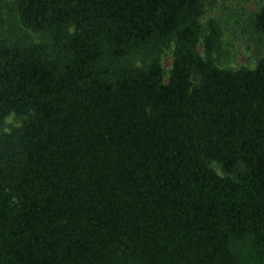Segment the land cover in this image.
<instances>
[{
	"label": "trees",
	"instance_id": "1",
	"mask_svg": "<svg viewBox=\"0 0 264 264\" xmlns=\"http://www.w3.org/2000/svg\"><path fill=\"white\" fill-rule=\"evenodd\" d=\"M209 1L0 0V264H264V0L239 69Z\"/></svg>",
	"mask_w": 264,
	"mask_h": 264
},
{
	"label": "rangeland",
	"instance_id": "2",
	"mask_svg": "<svg viewBox=\"0 0 264 264\" xmlns=\"http://www.w3.org/2000/svg\"><path fill=\"white\" fill-rule=\"evenodd\" d=\"M262 0H210L202 18L205 24L210 18L216 19L221 28V52L218 64L222 68L239 69L241 67H255L257 55L262 52L259 37L248 29L252 13L257 10ZM200 52L203 53L202 46ZM162 64L165 70L172 65V52L168 50L163 56ZM14 116L6 120L5 130L17 125ZM215 169L220 173L219 169Z\"/></svg>",
	"mask_w": 264,
	"mask_h": 264
}]
</instances>
